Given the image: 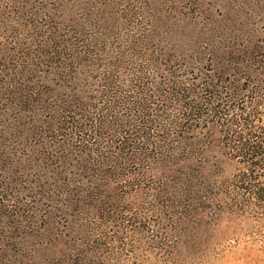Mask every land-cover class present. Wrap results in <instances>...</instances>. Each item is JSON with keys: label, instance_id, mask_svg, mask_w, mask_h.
<instances>
[{"label": "rangeland", "instance_id": "1", "mask_svg": "<svg viewBox=\"0 0 264 264\" xmlns=\"http://www.w3.org/2000/svg\"><path fill=\"white\" fill-rule=\"evenodd\" d=\"M263 42L264 0H0V264H77L106 241L109 257L119 231L125 255L93 264H264V208L225 190L245 167L211 123L171 152H148L125 188L109 189L106 151L71 140L50 110L101 108L108 64L123 65L118 85L138 66L162 82L164 69L255 59ZM113 210L139 212L144 234L119 230Z\"/></svg>", "mask_w": 264, "mask_h": 264}, {"label": "trees", "instance_id": "2", "mask_svg": "<svg viewBox=\"0 0 264 264\" xmlns=\"http://www.w3.org/2000/svg\"><path fill=\"white\" fill-rule=\"evenodd\" d=\"M258 48L255 59L244 55L217 62L215 57L208 65L202 63L180 75L179 69H164L166 78L162 82H148L145 66H138L130 84L118 85L114 74L123 65L121 61L108 64L105 83L98 90L105 97L102 107L77 113L75 103H66L64 108L53 105L50 110L55 113L56 128L68 131L74 142L106 151L107 155L98 156V163L107 169L103 186L109 188L134 179L140 171L132 170V166L148 157V152H171L177 145H185L193 131L207 129L199 124L211 123L209 127L216 131L225 154L245 167L225 185V190L234 192V203H257L264 208V42ZM49 54L57 57L56 52ZM125 187L126 184L119 189ZM160 207L164 206L158 204L155 211H163ZM115 211L111 218L119 223V230L130 227L136 235L144 234L142 226L135 227L137 222L142 224L139 212L129 220L118 218ZM103 226L105 221L100 225ZM119 233L114 240L121 245L108 247L112 251L109 257L104 255L105 244H109L106 241L95 244L77 264H93L94 259L118 260L125 255L128 245L122 240L127 235ZM90 243L94 244V239ZM176 262L173 260L172 264Z\"/></svg>", "mask_w": 264, "mask_h": 264}]
</instances>
